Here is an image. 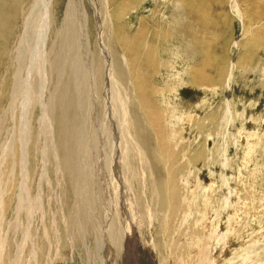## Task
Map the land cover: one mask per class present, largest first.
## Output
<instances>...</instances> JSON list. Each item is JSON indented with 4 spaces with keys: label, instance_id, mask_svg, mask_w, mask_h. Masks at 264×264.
Wrapping results in <instances>:
<instances>
[{
    "label": "rangeland",
    "instance_id": "rangeland-1",
    "mask_svg": "<svg viewBox=\"0 0 264 264\" xmlns=\"http://www.w3.org/2000/svg\"><path fill=\"white\" fill-rule=\"evenodd\" d=\"M106 1V7L100 4V12L101 18L106 13L109 16L102 37L107 51L118 55L126 72L130 69L126 62L129 50L132 54L134 51L135 61L144 50L149 53L148 59L139 60L134 68L145 97L143 117L139 112L137 116L139 125L134 128L129 118L128 128L121 132L117 111L124 102L130 116H134L136 80L116 78L111 90L116 101L110 102L115 112L112 117L106 116L114 128L108 130L109 145L104 134L106 142L100 146L110 147L109 162H113L118 146L127 140L128 145L135 146L136 165L145 159L144 168L136 167L133 178H123L124 186L131 185L129 195L135 204L131 211L138 210L141 229L134 233L135 243L129 237V243L134 244L132 257H127L125 244L116 255L117 264H264V0ZM47 3L43 0V10ZM81 3L90 47L98 50L94 8L89 0ZM67 5L68 0H50L51 12L41 13L45 20L50 16L47 37L43 49L32 54L37 27L29 21V11L34 9V0H0V200L4 195L5 203L4 207L0 205V246L16 229V243H10V253L21 243L28 222L31 233L37 232L38 244L46 243L41 235V219L50 227L52 214L61 208L66 211L72 199L65 167H58L57 160L61 162L65 154L58 151L56 159V137L62 119L69 112L71 117L69 101L76 99L79 120L85 107H79L80 93L74 84L67 85L66 69L56 71L52 67L55 53L60 50L55 32L61 28ZM16 6L21 7L18 13L14 11ZM10 12L11 16L6 17ZM69 53L78 56L73 48L71 52L64 51L62 57L67 58ZM161 141L166 145L162 150L171 157L167 164L156 166L148 162L143 147L159 148ZM139 147L142 151L137 155ZM121 149L124 154L128 148ZM169 167L174 171L170 176L166 175L172 172ZM141 174L145 183L139 182ZM159 177L177 189L178 214L174 217H169L168 208L159 210L150 204V183ZM98 198L103 200V196ZM98 198L93 213L95 208H99L98 212L105 208ZM112 203L106 205L108 215L100 213L103 225L109 222L108 216H117ZM119 210L126 217L122 205ZM131 211L127 213L131 215ZM56 213L60 239L51 238L49 261L46 252H38L37 247V260H32L26 245L20 262L101 264L92 237L68 243V228Z\"/></svg>",
    "mask_w": 264,
    "mask_h": 264
},
{
    "label": "bare ground",
    "instance_id": "bare-ground-1",
    "mask_svg": "<svg viewBox=\"0 0 264 264\" xmlns=\"http://www.w3.org/2000/svg\"><path fill=\"white\" fill-rule=\"evenodd\" d=\"M89 1H90L91 6L94 8V11H95V17H96L97 27H98V31H99L97 48L100 52L96 48H94V50H93V48L90 47V43H89V39H88V33H87V25H86L87 19H86L85 11L83 8V4L81 3V0H68V5H67V9L65 11V15L63 18L61 28L59 30L56 29V32H55V36H56V38H58L59 43H60V50L55 53V59H54L52 67L54 69H56V71L62 70L61 68H63V67L66 69L67 85H70L71 83L74 84V86H75L74 88L78 90L77 91L78 93H80L79 95H77V96H79V98H78V102L80 104L79 107L80 106L85 107L84 113L82 112L83 113L82 119L79 120L77 117L78 108H76V104L74 103L76 99L73 96V99H75V100H73V101L70 100L68 103V108L71 111V117L69 114L70 112L68 114H66L67 117L65 116L62 119L58 133H57V137H56L57 144H56V154L55 155H56V159H58V151H61V153L64 151L65 158L61 162L59 161V159L57 161H58V167H60V165H64V167H65V171L67 173V178H68L69 189L71 190L70 192L72 194V199H71V202L68 204V208L66 211H64L61 208L60 212L58 211L57 213L56 212L55 213H56V215L60 216L61 221L63 222L64 228H66V227L68 228V237H69L67 239L68 243H70V242L73 243L74 240H76V241L84 240L87 236L92 237L94 245H95V249H96V252H97L98 257L100 259L101 264H117V261H116L117 256L116 255L119 252L120 248L125 244H126V249H127L126 250L127 257L128 256L132 257L134 244L129 243V237L132 239L131 241L133 243H135L136 239L134 237H136V235H134V233L136 231H137V233L140 232L139 229H141L140 224H139L140 222L138 219V217H140V215L137 213L138 210H134L136 212L131 211V208L133 206H135V204L131 202L130 195H129L131 185H129L130 187L128 186V188H127V186H124L123 183H125V182H123L124 181L123 178L126 179L125 176H127V177L135 176L134 175L135 168L136 167L139 168V166H140V167H142L141 169H143L145 166V162H144L145 159L139 160V164L136 165L135 160H134V157L136 156V155L134 156L135 146L132 145L131 140H129L131 145L127 144V140H124L122 145H120V146L117 145L118 146L117 151H116L117 156H116L115 161H113V162H109V161H111L110 147L106 146V148L104 149V148H101L100 146L106 141H107L106 143L109 145L110 140H109L108 130H112L114 128V126H113V128L110 127L114 123L112 124L111 121H107L106 116L108 114H110V116L112 117L113 113L115 112V109L112 108L113 107L112 105H114V104L111 105L110 102L116 101L115 100L116 97L114 99L113 94L111 93V90L112 89L114 90L113 85L115 83H117V81H118L116 78H120L123 81H125V77L132 78L133 81L136 80V82L134 83V91L136 92V95H137V100H136L137 105H136L135 114H134V116H132L133 119L130 116L131 115L130 112L128 111V109H129L128 105L126 103H124L123 101H121V102H123V105L119 106L120 112L117 111V120L121 121V124H122L121 132L125 128H128L130 123L132 124V126L134 128L139 125L138 121H137V116H138V112H139L140 116L143 117V114L141 113V111L143 110L142 109V106H143L142 101L145 99V97L143 98V96H142L143 94H141L143 92V90H141L142 87L139 84V82L137 81L139 73L137 72L138 73L137 74L134 68H135V66H137L136 64L138 63L139 60H140V62L146 61L149 57V53L147 50H144L141 53L140 58L135 61L134 51L132 54L131 53L132 51L129 50L128 52L130 54L128 55V60H126V62L128 61V64L130 65V69L128 68L129 71L126 72L124 67H123L124 65L122 64V61L118 58V55L115 52H114L115 54H112L111 53L112 50L107 51L106 44H104L103 40H102L104 22H105V20L108 22V19L106 17H109V16H108V13H106L101 18L100 4L102 3V5H104L106 7V5H105L106 0H104V1L103 0H89ZM106 2H108V1H106ZM34 3H35L34 9L29 11L30 12L29 15L31 14L29 21L31 20L32 23L36 25V27H37L36 32L38 34L36 33L37 38L32 40L34 42L32 54H36L35 52L37 50L39 51V50L43 49V46H44V43H45V40L47 37L48 29L50 28V24H46V22H50L49 21L50 16H47V18L45 20V18L42 17L41 13L43 14L44 12H46V14H48V10L51 12V10L49 8L50 7V0H48V3L46 5L45 10L42 9L43 0H34ZM16 7H17V9L14 11L18 13L20 6H16ZM2 8H1V10H2ZM12 9H13V7H12ZM75 10H77V11L75 12ZM4 12H6V11H4ZM11 12H12V10H11ZM11 12L5 16L10 17L12 14ZM39 15H41V16H39ZM115 16H117V15H115ZM72 18H77V19H75L74 21L73 20L71 21ZM69 21H71L73 23L69 24ZM32 23H30V24H32ZM9 25H10V23H9ZM32 26H34V25H32ZM26 29H27V27H26ZM25 31H27V30H25ZM61 31L63 34H60ZM138 35H139V33H138ZM141 39H143V35L140 34V39H139L140 44H142ZM139 47L142 49L141 45ZM73 48H75L76 52L78 53V56L73 55L72 53H71L72 54L71 55L69 53L71 56L68 54L69 56H66L67 58H65L64 56L62 57V54L64 53V51L68 50L71 52V51H73ZM30 53L31 52H29V54ZM87 54L89 56H87ZM86 57H88L90 59L89 62H88V58L85 61ZM124 58H126V57H124ZM143 63H145V62H143ZM87 64H88V66H87ZM38 72H39V70H38ZM72 93H74V91ZM81 94L85 95L87 98L85 96H80ZM145 94H146V92H145ZM149 94L150 93H148V95ZM123 99H124V97H123ZM126 99H127V97H126ZM125 102H126V100H125ZM58 104H60V103L58 102ZM134 105H135V103H134ZM82 107H81V109H82ZM57 110H58V108H57ZM151 110H153V109H151ZM90 112H92V114H94V115H92ZM25 114L26 113H24V115ZM104 117H105V119H104ZM26 118H27V116H26ZM129 118H130V123H129ZM113 119L114 118H112V120ZM28 121H29V119H28ZM26 123H27V121H26ZM52 130H53V126H52ZM98 130L101 131L103 134H100ZM116 130H117V128H116ZM46 132H47V130H46ZM24 133H26V131H24ZM50 133H51V130H50ZM77 134L78 135L80 134L81 140H78V139H80V137L77 139ZM104 134L106 135V137H105L106 141L103 139ZM143 135H145L144 132H143ZM77 141H79V144H77ZM114 141H115V139H114ZM117 141H118V139H117ZM119 141H118V144H120ZM132 141H134L133 138H132ZM139 141H141V140L139 139ZM60 145L65 146V147L61 146L64 149L61 150ZM158 146H159V148L158 147H155V148L154 147L153 148L152 147L151 148H144L143 147V149L146 151V154L149 157V160H148L146 155H145V158H147L148 162H150V163L154 162L156 164V166L160 165L163 162L165 164H167L166 160L171 156H169V153L162 150L163 147L166 145L161 141ZM78 147H79V151H77ZM122 147L124 149L128 148V149H126V153H124V154H122V152H123L121 149ZM139 151L140 152L142 151L141 147H139V149L137 150V155L140 154ZM77 152H78V154H77ZM108 152H109V154H108ZM103 153H106V156H110V159L107 157L106 158L102 157V155H104ZM120 158H122V159H120ZM119 160H121V161H119ZM57 161H56V163H57ZM133 162H134V169L132 168ZM20 164H22V163H20ZM24 167L25 166H23V168ZM171 170H172V172L168 173L169 171L167 169L166 171H168V172L165 171V173H168V174H166V175L170 176V174L174 173L172 168H170V171ZM165 177H167V176H165ZM173 178H174V176H173ZM146 180H147V178H146ZM152 181H154V182L150 183V186L152 185V189L150 192V194H151L150 204L152 202L159 210H164V209L168 208L170 218L176 216V214H178V213H176L177 212L176 209L178 208L179 198H178L177 189H175V187H174L175 184L170 186L169 183H167L166 178L162 179L160 177L158 180H152ZM139 182L145 183V179L143 177V174L140 175ZM173 182H174V180H173ZM126 183H129V182L126 181ZM98 191H100V193ZM70 192H68V193H70ZM107 192H109V193H107ZM96 196H97V198H98V196L99 197L103 196V200H101V198L100 199L98 198V200H99L100 204L102 203L103 207L105 206V208L100 209V212H98L99 208H95V213H93V205L98 204V202L95 203ZM106 196H108V197H106ZM38 197H41V196L38 195ZM39 200H40V198H39ZM110 201L114 203V204L112 203V205H113L112 209H114L117 216L116 215H114V216L110 215L111 217L108 216L109 222H107V220L104 218L106 220V223L103 225L104 222L101 219L104 216H103V214L100 215V213L105 211V214L108 215V210H107L106 205H108V202L110 204ZM40 203L41 202L39 201L38 204H40ZM135 203L137 204V201ZM4 204H5L4 203V195H2V198L0 200V205H2V207H4ZM20 204H21V201L19 202L17 210L19 209ZM112 205H111V207H112ZM121 205H122L123 210L125 211L126 217H123V214H120V212H119L120 211L119 206L121 208ZM139 205H141V204H139ZM37 208H39L41 212L43 211L42 206L41 207L39 206ZM88 208H90V211L88 210ZM128 211H131L132 214L129 215V213H127ZM28 213H30V211H28ZM51 213H53V212H51ZM55 213L52 214L53 218L51 216L50 227L48 226L49 223L48 224L44 223L43 219H41V222H42L41 226L43 227V232L41 235H43V238L46 242L44 244H38V240L36 239L38 237L37 232L34 230V232L31 233L30 229L32 227L31 228L29 227V222H28V226L25 227V229L22 231V234H21L23 239H22L21 243H17L16 249L14 250V252H12L13 253L12 254V253H10L9 245L11 242H13V244L16 243L15 242V235H16L15 230L16 229L13 232H11V233H13L12 237L10 239L9 238L4 239V241H3L4 245L2 244L0 246V264L2 262H5L7 259H9L7 264H23L20 261L23 260V259H21L22 258L21 256H22L23 250L26 248V245H29L28 253H29V255H31L32 260H34V261L37 260L35 257V255L37 253V252L35 253V251L37 250L36 249V247H37L38 252H39V250H41L42 252H46V258H48V261H49V256L51 255V254H49V251L51 250L52 245H53L51 243V238L52 237L57 238L59 236V239H60L59 229L57 227V222L54 218ZM39 217H41V216H39ZM42 217H43V214H42ZM30 220H32V219L30 218ZM119 220H122V221L119 222ZM174 222L176 223V221H174ZM51 226H52V228H51ZM18 227H20V226H18ZM74 229L78 230V231H74ZM36 230H38V229H36ZM52 232H54V235H51ZM19 233H20L19 229H17V236H19ZM57 233H59V234L57 235ZM139 234H141V233H139ZM142 237H143V234H142ZM145 239H146V237H145ZM85 244H86V242H85ZM58 249H59V247H58ZM88 250H87V252H88ZM100 252H102V253L105 252V255L101 254V256H100ZM36 263H37V261H36ZM46 264H51V263H47V261H46Z\"/></svg>",
    "mask_w": 264,
    "mask_h": 264
}]
</instances>
